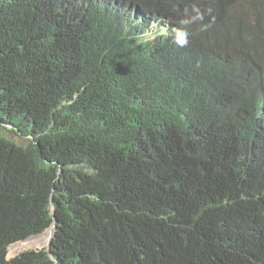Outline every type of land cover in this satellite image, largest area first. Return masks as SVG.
<instances>
[{
    "label": "trees",
    "instance_id": "1",
    "mask_svg": "<svg viewBox=\"0 0 264 264\" xmlns=\"http://www.w3.org/2000/svg\"><path fill=\"white\" fill-rule=\"evenodd\" d=\"M0 264H264V0H0Z\"/></svg>",
    "mask_w": 264,
    "mask_h": 264
},
{
    "label": "clouds",
    "instance_id": "2",
    "mask_svg": "<svg viewBox=\"0 0 264 264\" xmlns=\"http://www.w3.org/2000/svg\"><path fill=\"white\" fill-rule=\"evenodd\" d=\"M192 11L195 14L191 16V19L180 20L179 23L181 27L174 29L175 40L178 43V45L182 47L188 44L189 36L191 34L187 26L194 21H202L204 19L199 8L194 7ZM169 27L170 24L168 22L164 24L153 23L152 26L140 36V41L147 44L152 43L159 38L160 34H164L169 29ZM253 79H254L253 75L248 76V80H253Z\"/></svg>",
    "mask_w": 264,
    "mask_h": 264
},
{
    "label": "rangeland",
    "instance_id": "3",
    "mask_svg": "<svg viewBox=\"0 0 264 264\" xmlns=\"http://www.w3.org/2000/svg\"><path fill=\"white\" fill-rule=\"evenodd\" d=\"M7 137L12 141H15L17 143H22V140L17 139L13 135L7 134ZM51 233H52V231H48L44 235L40 234V235L34 236V237H32L26 241L18 242L20 244L17 245L16 247H13L14 245H16V243L11 245L8 248V257H7L8 260H12V259L16 258L18 255H20L21 253H23L25 251L41 250L43 248H47L49 237H50Z\"/></svg>",
    "mask_w": 264,
    "mask_h": 264
},
{
    "label": "water",
    "instance_id": "4",
    "mask_svg": "<svg viewBox=\"0 0 264 264\" xmlns=\"http://www.w3.org/2000/svg\"><path fill=\"white\" fill-rule=\"evenodd\" d=\"M48 231H52V233H51V235L49 237L48 246H47L46 250L49 253L50 257L53 258L52 255L50 254V244H51V241H52V239H53V237H54V235L56 233V225L54 224L49 230H47L46 232H44L43 235L46 234ZM30 238H32V237H30Z\"/></svg>",
    "mask_w": 264,
    "mask_h": 264
}]
</instances>
